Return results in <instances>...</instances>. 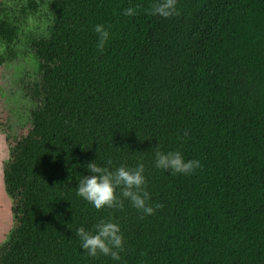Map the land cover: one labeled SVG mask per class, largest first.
Segmentation results:
<instances>
[{
  "label": "trees",
  "instance_id": "16d2710c",
  "mask_svg": "<svg viewBox=\"0 0 264 264\" xmlns=\"http://www.w3.org/2000/svg\"><path fill=\"white\" fill-rule=\"evenodd\" d=\"M7 1L19 8L0 2V68L26 56L34 73L19 79L28 131L0 123L12 216L0 264H264V0H177L168 19L148 14L154 0ZM42 9L47 26L26 34ZM156 145L201 167L157 169ZM108 160L143 163L163 207L97 211L78 197L86 165ZM109 217L120 260L88 256L76 236Z\"/></svg>",
  "mask_w": 264,
  "mask_h": 264
},
{
  "label": "clouds",
  "instance_id": "9594fccd",
  "mask_svg": "<svg viewBox=\"0 0 264 264\" xmlns=\"http://www.w3.org/2000/svg\"><path fill=\"white\" fill-rule=\"evenodd\" d=\"M135 8L124 10L123 15L133 16ZM148 14L164 19L179 16L177 0H154ZM97 34V51L103 52L109 32L103 24L94 26ZM187 135V133H185ZM154 156V166L157 169L170 171L172 174H193L201 167L199 160H185L180 151L164 152L156 145L151 149ZM108 166H98L91 162L86 165L90 175L81 176L76 186V195L92 205L97 211L108 209L123 210L125 201L143 215H152L163 207L161 204L154 206L149 203L151 197L147 191V182L144 176L145 165L138 163L134 168L121 165L112 170V161H107ZM119 190V194H117ZM143 218V216H141ZM76 236L81 242V249L90 257L108 256L113 260H120V252L123 251V236L117 223L109 219H101L92 226L91 230L80 227L76 230Z\"/></svg>",
  "mask_w": 264,
  "mask_h": 264
},
{
  "label": "rangeland",
  "instance_id": "374dc122",
  "mask_svg": "<svg viewBox=\"0 0 264 264\" xmlns=\"http://www.w3.org/2000/svg\"><path fill=\"white\" fill-rule=\"evenodd\" d=\"M0 2L14 10L19 8L7 0H0ZM39 16L28 20L24 27L26 34L41 32L47 26L48 20L44 9ZM33 69V62L26 56L0 68V123L9 126V132L14 137L24 135L29 129L31 104L22 96L19 79L26 82L28 75H33ZM8 156L7 143L0 131V244L5 241L12 229L10 201L5 194L2 182V166L8 160Z\"/></svg>",
  "mask_w": 264,
  "mask_h": 264
}]
</instances>
